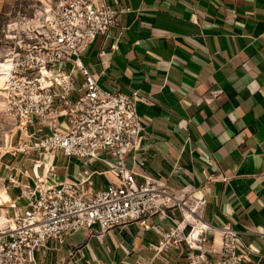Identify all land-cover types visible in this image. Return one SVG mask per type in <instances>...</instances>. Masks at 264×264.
<instances>
[{
	"label": "crops",
	"instance_id": "1",
	"mask_svg": "<svg viewBox=\"0 0 264 264\" xmlns=\"http://www.w3.org/2000/svg\"><path fill=\"white\" fill-rule=\"evenodd\" d=\"M26 1L0 0V17L11 18ZM110 5L132 13L119 15L118 25L97 37L84 63L103 89L142 95L137 113L144 130L128 166L205 200L203 219L216 227L231 224L251 251L248 264H264V0H110ZM49 155H10L17 161L1 165L0 205L11 204L8 217L26 206L21 187H34L44 176L35 161L55 167L49 183L85 179V162L61 156L66 164L58 167L46 161ZM89 170L95 192L116 180L98 174L103 170L93 162ZM160 235L137 224L101 240L83 231L63 245L50 241L37 261L181 264L179 251L155 258L151 246ZM210 238L219 250L221 235Z\"/></svg>",
	"mask_w": 264,
	"mask_h": 264
},
{
	"label": "built area",
	"instance_id": "2",
	"mask_svg": "<svg viewBox=\"0 0 264 264\" xmlns=\"http://www.w3.org/2000/svg\"><path fill=\"white\" fill-rule=\"evenodd\" d=\"M37 2L32 16L19 12L1 29L0 99L16 123L6 152L78 159L85 162V179L49 183L55 167L35 161L43 165L44 176L34 187H21L26 206L8 217L0 232V264H38L37 253L50 241L63 245L83 231L101 240L132 224L161 232L151 246L155 258L179 251L181 264H248L251 251L241 233L231 224L216 227L203 219L205 200L128 166L144 130L137 113L142 95L103 89L84 55L97 37L118 25L119 15L132 10L115 9L110 0ZM92 162L106 167L98 174L116 178L100 192L91 187ZM210 233L221 235L219 250Z\"/></svg>",
	"mask_w": 264,
	"mask_h": 264
},
{
	"label": "rangeland",
	"instance_id": "3",
	"mask_svg": "<svg viewBox=\"0 0 264 264\" xmlns=\"http://www.w3.org/2000/svg\"><path fill=\"white\" fill-rule=\"evenodd\" d=\"M27 3H29L30 7H28ZM27 3L26 2H24V3L19 2L16 5L14 15L11 18L16 17L19 12L25 13L28 16H32L33 11L37 8L36 6H38L39 4H38L37 0H30ZM21 4H23V5H21ZM11 18L7 19V18L0 17V34H1V29H3V26H5ZM15 126H16V123L12 119H10L9 117H7L5 115V112L3 109V102L0 99V167L4 162L9 160V158H10L11 154L6 152V149H7L6 143H8V149H9L10 148L9 139L11 136V132L15 128ZM33 130L34 129H31V131H33ZM14 146H15V143H13L12 147H14ZM16 161H17V159H14V158H10V160H9L10 163H15ZM46 161L48 163H51V164L58 166V167L64 166V164H66V161L64 158L56 157L53 155L47 156ZM93 163L95 164V166H97L101 170L106 169V167L102 166L99 163H96V162H93ZM90 170H92V169L90 168ZM3 190H4V187L2 186V182H0V193H3ZM10 205H11L10 203H8V204L3 203L2 205H0V232L5 227L6 219L9 216L7 211L9 210L8 207Z\"/></svg>",
	"mask_w": 264,
	"mask_h": 264
},
{
	"label": "bare ground",
	"instance_id": "4",
	"mask_svg": "<svg viewBox=\"0 0 264 264\" xmlns=\"http://www.w3.org/2000/svg\"><path fill=\"white\" fill-rule=\"evenodd\" d=\"M1 197H2L1 202H6L9 199L8 196L5 194L1 195Z\"/></svg>",
	"mask_w": 264,
	"mask_h": 264
}]
</instances>
